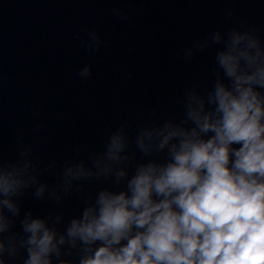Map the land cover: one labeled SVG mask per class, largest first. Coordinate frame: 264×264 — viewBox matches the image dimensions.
Returning <instances> with one entry per match:
<instances>
[{"label":"clouds","instance_id":"obj_1","mask_svg":"<svg viewBox=\"0 0 264 264\" xmlns=\"http://www.w3.org/2000/svg\"><path fill=\"white\" fill-rule=\"evenodd\" d=\"M87 37L99 51L97 31ZM213 47L214 81L185 91L182 115L131 134L122 123L100 150L80 157L78 147L62 165L37 159L23 135L15 159L0 149V264H264V40L255 28L216 29L183 55ZM58 167L50 184L44 173ZM93 181L106 186L71 218L25 207L30 196L59 208Z\"/></svg>","mask_w":264,"mask_h":264},{"label":"water","instance_id":"obj_2","mask_svg":"<svg viewBox=\"0 0 264 264\" xmlns=\"http://www.w3.org/2000/svg\"><path fill=\"white\" fill-rule=\"evenodd\" d=\"M121 9L127 21L115 18ZM231 12V19L228 13ZM255 28L264 40V0H0V149L19 151L17 135L37 159L64 161L98 151L122 123L130 134L151 117L182 115L185 91L210 87L216 47L185 59L193 42L216 29ZM95 29L99 51L86 46ZM91 66L83 80L78 73ZM43 125L37 128V125ZM59 167L45 172L50 184ZM106 182L93 181L57 207L25 199L36 215H78L84 199ZM77 264L76 258H70Z\"/></svg>","mask_w":264,"mask_h":264}]
</instances>
